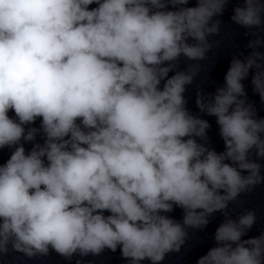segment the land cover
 Instances as JSON below:
<instances>
[{"label":"clouds","instance_id":"clouds-1","mask_svg":"<svg viewBox=\"0 0 264 264\" xmlns=\"http://www.w3.org/2000/svg\"><path fill=\"white\" fill-rule=\"evenodd\" d=\"M189 3L0 0V149H14L0 165V255L51 250L71 260L119 248L128 264H162L220 212L216 246L196 264H264V233L242 239L255 212L228 211L264 183L251 158L264 159V118L243 84L255 69L264 103V53L255 50L264 0H243L231 16L257 29L251 54L231 60L213 94L197 91L222 152L207 146L211 125L184 94L231 0ZM181 57L197 63L179 70ZM38 134L43 143L26 151ZM175 208L182 221L167 215Z\"/></svg>","mask_w":264,"mask_h":264}]
</instances>
